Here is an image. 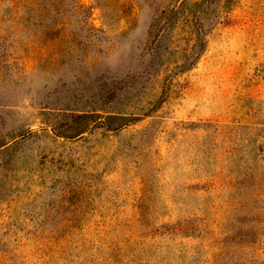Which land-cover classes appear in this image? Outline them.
I'll list each match as a JSON object with an SVG mask.
<instances>
[{
  "label": "rangeland",
  "instance_id": "obj_1",
  "mask_svg": "<svg viewBox=\"0 0 264 264\" xmlns=\"http://www.w3.org/2000/svg\"><path fill=\"white\" fill-rule=\"evenodd\" d=\"M76 1L0 0V264H264V0Z\"/></svg>",
  "mask_w": 264,
  "mask_h": 264
},
{
  "label": "trees",
  "instance_id": "obj_2",
  "mask_svg": "<svg viewBox=\"0 0 264 264\" xmlns=\"http://www.w3.org/2000/svg\"><path fill=\"white\" fill-rule=\"evenodd\" d=\"M19 5L22 15L17 20L26 23L27 30L41 38L55 35L59 42L67 35L84 36L86 20L91 16L90 8H84L76 0H1ZM104 11V17L110 21L120 22L130 16L132 8L124 0H94ZM77 19L82 23L80 34L75 35L69 27L71 21ZM82 34V35H81ZM64 36V37H63ZM80 43L72 42V48ZM86 45V43H84Z\"/></svg>",
  "mask_w": 264,
  "mask_h": 264
}]
</instances>
